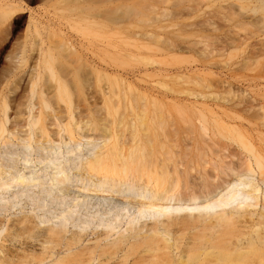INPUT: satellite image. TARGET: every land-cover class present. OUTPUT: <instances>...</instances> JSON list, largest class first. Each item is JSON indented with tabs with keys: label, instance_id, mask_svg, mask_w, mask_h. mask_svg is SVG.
Returning <instances> with one entry per match:
<instances>
[{
	"label": "bare ground",
	"instance_id": "bare-ground-1",
	"mask_svg": "<svg viewBox=\"0 0 264 264\" xmlns=\"http://www.w3.org/2000/svg\"><path fill=\"white\" fill-rule=\"evenodd\" d=\"M26 1L0 0V33L29 12L45 48L27 69L24 131L6 129L1 99L0 144L55 155L42 161L60 172L62 151L91 153L71 197L65 174L0 168V194L54 193L53 218L79 228L2 220L0 264H264V0H73L54 21Z\"/></svg>",
	"mask_w": 264,
	"mask_h": 264
},
{
	"label": "rangeland",
	"instance_id": "rangeland-1",
	"mask_svg": "<svg viewBox=\"0 0 264 264\" xmlns=\"http://www.w3.org/2000/svg\"><path fill=\"white\" fill-rule=\"evenodd\" d=\"M66 1H68L67 5L65 4ZM69 1L71 0H27L26 3L28 7L33 11L30 17L35 14H39L41 16H44L45 18L49 17L52 21H54V17L56 15L62 16L64 8L70 6L71 4H73V2H76L73 0L71 2ZM167 2L171 4L175 2V0H167ZM68 3H70V5H68ZM60 10L62 11L60 12ZM63 14L64 20L67 17H69L68 19L73 18L68 14V12H65ZM65 15L68 16L66 17ZM256 17H258V13ZM28 18L29 12L21 14V17L18 18V20H14V22L11 24L7 33H0V102L1 99L3 100L5 98L7 99L6 101H8L9 107L7 110V122L5 124V127L8 131L13 130L15 133L19 130H25V127H23V125H25L27 120L26 117L28 113L26 105L28 103L27 99H29V95L27 94L29 86L28 84H30V82L28 83V81L29 78H31V74L30 76L28 75L30 70L27 69H29V65L31 68L33 62L36 59V44L38 43V48H40V46L42 48L44 47L42 45L43 43L39 44L40 40L33 29L34 24H28ZM69 21L71 23L72 19H70ZM64 29L62 30L66 32V28ZM258 33L264 34V32L262 31H259ZM55 39L52 38L50 40L52 45L54 44L52 40L58 42ZM25 52L31 54L28 55H30L29 57H31L33 61L30 62V59L25 63L23 61H20L22 60V54H24ZM24 58H26V56ZM61 64L58 62L57 66L59 67V65ZM45 75L46 74H43L41 76L39 80V86L41 85V89H44L45 91H50L49 87L52 82L50 83L49 79ZM49 96L50 93L48 92L47 97ZM30 102L31 105H33L32 115H34L37 112V107L35 105L37 103L35 101V97H33ZM54 108L56 111L55 114L57 116V120L65 121L66 115L64 110H62L60 106H56ZM53 129V126L49 129V131L51 132V137ZM19 134L22 135V133ZM4 136L9 137L10 140L9 143H6L5 145L0 144V168L6 170L10 169L14 172H23L25 176H39L46 182H48V180H46L47 178L51 176L58 177L61 176V174L69 176L70 180H75L76 178L73 177L78 172L80 163L84 162V160L87 159L91 153V150L88 147L79 148V150L68 154H64V152L62 151V154L58 155L59 161L62 162L64 160L63 172H60L54 165V161V163L42 161L43 157L49 155L48 153L45 154L44 152L36 149L32 150V148L25 149L19 142L12 139L11 136L7 134H4ZM35 150L37 151L36 153L38 155L34 152ZM52 156L56 157L55 155H49V157ZM24 159H26V162H24ZM71 181L70 185L72 186H70L71 189L69 188L70 192L68 194L70 195V197L72 195L77 196V193H74V191L76 192V188L79 185H77V183H75L74 181H72L71 183ZM54 197L55 194L53 193L49 197L42 196L43 201H39L40 194L38 193L37 188H29L25 191H21L18 189H10L8 191H5L4 193L0 194V221L3 220L2 222H5L6 219L15 220L22 217L33 218V223L37 224L38 232L46 231L49 227L54 229L57 227L56 229H58L59 226H62L66 223L65 228L67 230V233L64 234V236L68 239L73 233H76L79 228L75 226V224H73L71 221L62 222L59 218H53V216H55L56 212L58 211V205L56 204ZM70 197L68 196L67 199ZM6 202L9 203V205H5ZM37 202L42 206H39ZM81 211L82 210H80L79 214L76 215V218H84L82 214H85ZM84 232L85 233H83L81 237V240H84L83 244H88L86 243L88 241L90 242L89 245H92L96 236L91 235L89 229H85ZM100 233H102V231H97V234ZM113 237L114 235L109 238L108 241ZM31 248L32 252H34L35 254L40 253V243L35 241L31 242ZM58 248L59 247H55L54 252H57V255L59 256L62 255L63 249L59 250Z\"/></svg>",
	"mask_w": 264,
	"mask_h": 264
}]
</instances>
